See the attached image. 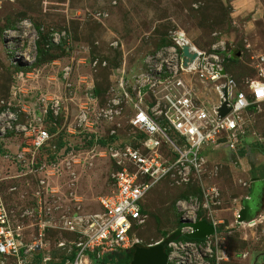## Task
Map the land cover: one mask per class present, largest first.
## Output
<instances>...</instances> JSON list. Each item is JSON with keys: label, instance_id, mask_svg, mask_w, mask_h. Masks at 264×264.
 <instances>
[{"label": "rangeland", "instance_id": "obj_1", "mask_svg": "<svg viewBox=\"0 0 264 264\" xmlns=\"http://www.w3.org/2000/svg\"><path fill=\"white\" fill-rule=\"evenodd\" d=\"M178 30L200 49L222 44L230 50L234 59L225 67L242 88L249 80H264V0H0V111L6 106L37 111L42 98L53 96L65 107L56 125L45 124L57 135L36 153L32 168L16 157L22 139L0 135L1 191L10 218L21 227L23 244L40 245L27 264L55 263L73 254L82 233L69 230L66 220L99 210L116 170L112 152L139 147L142 140L129 124V104L121 102L115 121L106 120L101 109L118 95L119 79L135 82L145 54L171 44ZM57 33L59 43L53 41ZM187 82L204 104L216 99L211 85L197 78ZM92 90L95 100L87 98ZM83 107L86 126L78 124ZM239 123L235 154L229 155L225 143L207 149L198 175L183 182L173 171L142 201L144 222L133 233L146 245L169 238L180 226L177 202L189 197L195 198L196 216L215 225L213 257L171 264H264V188L255 225L252 218L239 223L234 215L253 177L264 178V101L241 113ZM212 186L218 202L204 209L203 190ZM217 249L229 259L217 260ZM133 252L109 263L129 264Z\"/></svg>", "mask_w": 264, "mask_h": 264}, {"label": "built area", "instance_id": "obj_2", "mask_svg": "<svg viewBox=\"0 0 264 264\" xmlns=\"http://www.w3.org/2000/svg\"><path fill=\"white\" fill-rule=\"evenodd\" d=\"M171 37V44L145 54L144 71L137 75L135 82H124L123 76L119 79L118 95L111 97L101 109L106 120L115 121L122 112L121 102L129 104L131 115L128 121L141 134V145H128L112 152L116 170L112 174L111 190L99 198L97 212L66 220L67 228L81 232L82 236L75 242L73 254L54 261V264H110V256L131 253L137 246H148L133 233V229L144 222L142 201L152 187L175 174L173 171H177L183 182H187L191 175H198L204 167L205 151L209 148L225 143L231 149L230 153H234L241 127L240 114L252 104L264 101V80H249L242 88L228 72L225 64L232 54L224 45L214 44L209 50L200 49L181 30L175 31ZM60 38L57 33L53 41L59 43ZM184 46L188 47L190 55L196 54L193 59L183 55ZM67 73L68 68H65V75ZM190 78L211 85L216 99L209 97L206 105L194 97L187 82ZM223 88L226 89V98ZM87 96L89 100H95L93 90ZM222 100L229 108L224 116L219 112ZM42 102L37 111L25 106H6L0 111V135L22 139L16 157L18 160L26 159L28 168L34 166L36 153L47 147L51 138L57 135L48 127L56 125L65 109L59 96L44 97ZM85 110L83 107L82 114L78 116L79 125L86 126L88 122ZM47 121L51 124L45 125L49 123ZM223 138L225 141H220ZM2 181L0 170V264H27L30 262L29 254L40 245L20 241L21 227L10 218L1 191ZM218 194L214 186L203 190L205 202L202 207L208 208L210 201L217 203ZM246 199L248 195L234 213L239 223H248V219L239 221V212ZM194 200L189 197L177 202L183 214L179 226L182 234L192 231L186 224L205 220L196 216L198 208ZM83 224L86 225L84 230L77 228ZM210 224L215 228L213 223ZM212 235L204 239H191L184 235L170 239L166 245L167 264L180 259L198 262L205 257H213ZM215 254L217 260L229 259L223 250L217 249ZM44 260L51 261V258L45 257Z\"/></svg>", "mask_w": 264, "mask_h": 264}, {"label": "water", "instance_id": "obj_3", "mask_svg": "<svg viewBox=\"0 0 264 264\" xmlns=\"http://www.w3.org/2000/svg\"><path fill=\"white\" fill-rule=\"evenodd\" d=\"M182 53L184 56H188L191 59L196 56V54H189L187 46L182 48ZM222 73H224V70H222ZM144 89H146V87ZM222 92L224 98H226V89L223 88ZM219 112L220 116H224L229 112V108L227 107V102L225 100H222ZM220 141H225V139L223 138ZM239 214V220L248 219V215L250 214L248 199L243 201V207L241 208ZM186 226H190L192 231L182 234L180 227H178L167 239L161 240L156 244L135 247L132 259L129 264H167L166 245L170 239L177 238L181 235L191 239H204L206 236L212 235L215 232L214 226L205 220L186 224Z\"/></svg>", "mask_w": 264, "mask_h": 264}, {"label": "crops", "instance_id": "obj_4", "mask_svg": "<svg viewBox=\"0 0 264 264\" xmlns=\"http://www.w3.org/2000/svg\"><path fill=\"white\" fill-rule=\"evenodd\" d=\"M231 154H232V152L229 155H231ZM253 178L254 179H253V181L251 182V184L249 186L250 187L249 190L251 191L253 189V196L256 199V206H255L256 210H255V214L252 217L253 220H251L249 222L254 223L253 225H255L256 221L254 220V218H255L256 212H257V205H259V201L262 198V191H263V188H264V178H262L260 176H256V177H253ZM261 215L262 216L264 215V210L261 211Z\"/></svg>", "mask_w": 264, "mask_h": 264}, {"label": "bare ground", "instance_id": "obj_5", "mask_svg": "<svg viewBox=\"0 0 264 264\" xmlns=\"http://www.w3.org/2000/svg\"><path fill=\"white\" fill-rule=\"evenodd\" d=\"M255 204H256V199L253 196V189H252L248 196V205L250 206V214L248 215V220H250L255 214V210H256Z\"/></svg>", "mask_w": 264, "mask_h": 264}, {"label": "trees", "instance_id": "obj_6", "mask_svg": "<svg viewBox=\"0 0 264 264\" xmlns=\"http://www.w3.org/2000/svg\"><path fill=\"white\" fill-rule=\"evenodd\" d=\"M232 59H234V57L232 56V58L230 59V60H232ZM52 129H50V131H51ZM115 256V255H114ZM113 256H110L109 257V259H108V261H110V259L112 258ZM51 262V261H50ZM50 264H54V263H50Z\"/></svg>", "mask_w": 264, "mask_h": 264}]
</instances>
